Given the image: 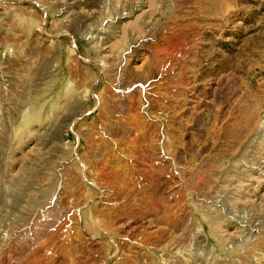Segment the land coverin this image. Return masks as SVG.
Returning a JSON list of instances; mask_svg holds the SVG:
<instances>
[{
  "label": "rangeland",
  "instance_id": "obj_1",
  "mask_svg": "<svg viewBox=\"0 0 264 264\" xmlns=\"http://www.w3.org/2000/svg\"><path fill=\"white\" fill-rule=\"evenodd\" d=\"M0 264H264V0H0Z\"/></svg>",
  "mask_w": 264,
  "mask_h": 264
}]
</instances>
